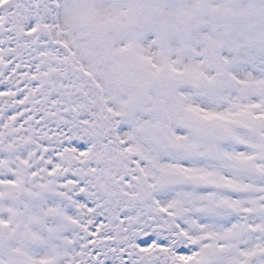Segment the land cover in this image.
<instances>
[{
  "label": "snow or ice",
  "instance_id": "obj_1",
  "mask_svg": "<svg viewBox=\"0 0 264 264\" xmlns=\"http://www.w3.org/2000/svg\"><path fill=\"white\" fill-rule=\"evenodd\" d=\"M0 264H264V0H0Z\"/></svg>",
  "mask_w": 264,
  "mask_h": 264
}]
</instances>
